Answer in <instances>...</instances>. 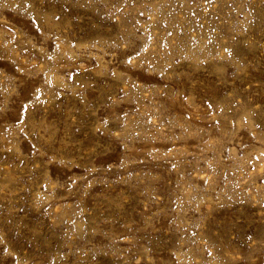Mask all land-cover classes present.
<instances>
[{
    "label": "rangeland",
    "instance_id": "obj_1",
    "mask_svg": "<svg viewBox=\"0 0 264 264\" xmlns=\"http://www.w3.org/2000/svg\"><path fill=\"white\" fill-rule=\"evenodd\" d=\"M0 264H264V0H0Z\"/></svg>",
    "mask_w": 264,
    "mask_h": 264
}]
</instances>
